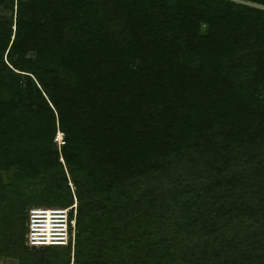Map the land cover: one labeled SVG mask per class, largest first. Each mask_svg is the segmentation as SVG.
Here are the masks:
<instances>
[{
    "label": "trees",
    "instance_id": "16d2710c",
    "mask_svg": "<svg viewBox=\"0 0 264 264\" xmlns=\"http://www.w3.org/2000/svg\"><path fill=\"white\" fill-rule=\"evenodd\" d=\"M0 260L264 264V0H0Z\"/></svg>",
    "mask_w": 264,
    "mask_h": 264
},
{
    "label": "built area",
    "instance_id": "2783aa9c",
    "mask_svg": "<svg viewBox=\"0 0 264 264\" xmlns=\"http://www.w3.org/2000/svg\"><path fill=\"white\" fill-rule=\"evenodd\" d=\"M55 141L63 145V135L59 133ZM76 216V203L67 208H31L28 222L29 245L32 247H71L74 252Z\"/></svg>",
    "mask_w": 264,
    "mask_h": 264
},
{
    "label": "rangeland",
    "instance_id": "374dc122",
    "mask_svg": "<svg viewBox=\"0 0 264 264\" xmlns=\"http://www.w3.org/2000/svg\"><path fill=\"white\" fill-rule=\"evenodd\" d=\"M38 208H52V207H60V206H52V205H37ZM0 264H17L16 262H12V261H4V260H0Z\"/></svg>",
    "mask_w": 264,
    "mask_h": 264
}]
</instances>
